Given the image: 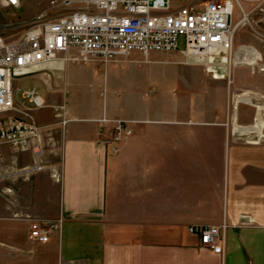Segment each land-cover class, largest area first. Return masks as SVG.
I'll return each instance as SVG.
<instances>
[{"label": "crops", "instance_id": "1", "mask_svg": "<svg viewBox=\"0 0 264 264\" xmlns=\"http://www.w3.org/2000/svg\"><path fill=\"white\" fill-rule=\"evenodd\" d=\"M134 54L104 66L45 64L20 79L44 105L22 103L40 128L37 160L57 154L59 163L18 174L6 155L28 156L27 168L31 151L4 149L0 264H264V74L233 80L232 70V112L225 71L212 79L196 68L205 95L123 96L121 81L105 71L148 56ZM238 91L254 103L236 102ZM116 120L127 121L130 134L110 153L105 141ZM32 220L60 225L37 242ZM221 224L222 254L188 232Z\"/></svg>", "mask_w": 264, "mask_h": 264}, {"label": "built area", "instance_id": "2", "mask_svg": "<svg viewBox=\"0 0 264 264\" xmlns=\"http://www.w3.org/2000/svg\"><path fill=\"white\" fill-rule=\"evenodd\" d=\"M47 5L63 13L53 18L36 17L14 40L5 41L0 35V163L4 149L30 150L34 159L32 166L18 174L41 169L37 160L42 150L40 128L24 113L22 103L34 108L44 105L33 90L15 83L45 64L61 67L65 62H98L104 66L132 53L177 52L185 64L203 65L212 79L214 69L225 65L229 69L247 65L251 73L264 71L254 48L233 44L237 28L245 20L239 0H47ZM19 6L20 0H0L3 9L16 10ZM234 6L239 15L233 22ZM209 66L215 68L209 70ZM56 108L63 126V107ZM127 123L113 121L105 141L110 153L130 134ZM224 228V224L196 225L188 232L202 247L222 254ZM28 230L30 240H46V228L37 221H29Z\"/></svg>", "mask_w": 264, "mask_h": 264}, {"label": "rangeland", "instance_id": "3", "mask_svg": "<svg viewBox=\"0 0 264 264\" xmlns=\"http://www.w3.org/2000/svg\"><path fill=\"white\" fill-rule=\"evenodd\" d=\"M239 2L241 10L245 14V20L237 28L233 44L234 46L246 45L254 48L260 54V62L264 66V7L260 4L261 0H239ZM262 2H264V0H262ZM62 13L63 11L61 10L50 9L47 5V0H20V6L16 10H7L0 7V35L5 41L14 40L36 17L45 16L53 18ZM238 15V10L234 6L232 13L233 22L238 18ZM177 44L179 48L182 47L181 39H178ZM169 53H174L178 60L176 57H172L166 53H149L145 60L128 62V65L124 64L123 67H117L116 69L107 70L105 72L108 74L109 79L111 76V78L113 77L115 80L121 81V85L118 86V89L123 93V96L126 94L127 90L136 91L138 93H148L151 97H164L170 93L178 97H183V95L188 94L190 91H196L200 95H205L207 90H209V86L200 82L197 77V69L202 71L205 78H211V73H205L203 65L189 64L192 65L189 66L185 64L183 57L177 52ZM214 68L215 67L209 66V70H213ZM232 70L233 80L241 77L245 81H248L249 79H247L248 75H246V73L249 75L264 74V71H254L251 73L250 67L247 65L234 66L232 69L231 67L229 69L228 65H225L224 67H220V69H214L216 75L213 76V79L221 78L220 76L218 77V73L222 74V72L224 73L225 71L223 79L230 91L229 99L225 107L229 105L230 112H232V105L236 98L232 96V92L234 91L233 84L231 83L232 78L230 77ZM227 81H229V83H227ZM112 82L113 79L108 83L110 87ZM15 84H19L22 89L26 87L30 89L32 87L26 85L25 82L21 80L16 81ZM150 89L152 90L151 93L149 92ZM236 96H239L238 98L243 97L247 99L251 104L254 103L250 97H246L244 94L241 96V91H238ZM239 107L240 109H245L242 105ZM6 156L5 163L11 167L9 169L10 171H18L24 166L30 165L28 156L20 157L17 153L13 154V156ZM13 160L15 162L12 163ZM42 160L43 162L56 165L59 163L57 154H45ZM42 164L40 163V165ZM19 182L21 183V180L18 179L17 183L19 184ZM59 225L60 223L57 221L56 223L46 226L47 233L50 230L58 228Z\"/></svg>", "mask_w": 264, "mask_h": 264}, {"label": "bare ground", "instance_id": "4", "mask_svg": "<svg viewBox=\"0 0 264 264\" xmlns=\"http://www.w3.org/2000/svg\"><path fill=\"white\" fill-rule=\"evenodd\" d=\"M236 102H248L247 99L243 98V97H240L236 100ZM236 127V126H235ZM234 128V127H233ZM252 130V129H251ZM248 133V132H247Z\"/></svg>", "mask_w": 264, "mask_h": 264}]
</instances>
